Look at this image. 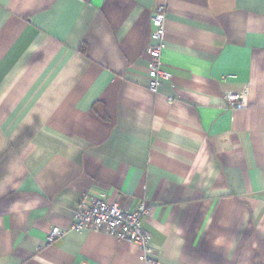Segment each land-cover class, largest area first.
Segmentation results:
<instances>
[{"label": "crops", "instance_id": "obj_1", "mask_svg": "<svg viewBox=\"0 0 264 264\" xmlns=\"http://www.w3.org/2000/svg\"><path fill=\"white\" fill-rule=\"evenodd\" d=\"M93 196L150 207L157 264H264V0H0V264H143L104 232L46 243Z\"/></svg>", "mask_w": 264, "mask_h": 264}, {"label": "built area", "instance_id": "obj_2", "mask_svg": "<svg viewBox=\"0 0 264 264\" xmlns=\"http://www.w3.org/2000/svg\"><path fill=\"white\" fill-rule=\"evenodd\" d=\"M165 6L158 4L151 16V32L149 44L146 47L148 62V88L155 92L162 81L168 80L169 75L160 68ZM239 100L238 94H228L226 104L235 107ZM150 212V207L141 202L135 209L122 208L116 203H108L103 198L93 196L82 202L74 211L73 220L68 226H52L46 235V243H53L70 230H90L104 232L122 241L136 244L140 251L143 264H157L153 257V249L149 245L150 235L142 227V219Z\"/></svg>", "mask_w": 264, "mask_h": 264}]
</instances>
